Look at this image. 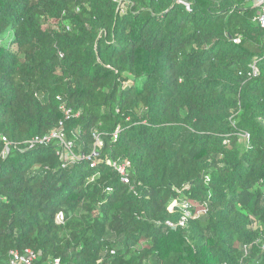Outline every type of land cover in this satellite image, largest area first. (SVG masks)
<instances>
[{
    "label": "trees",
    "instance_id": "1",
    "mask_svg": "<svg viewBox=\"0 0 264 264\" xmlns=\"http://www.w3.org/2000/svg\"><path fill=\"white\" fill-rule=\"evenodd\" d=\"M253 1L0 0V264H264ZM60 122L95 167L25 143Z\"/></svg>",
    "mask_w": 264,
    "mask_h": 264
},
{
    "label": "built area",
    "instance_id": "2",
    "mask_svg": "<svg viewBox=\"0 0 264 264\" xmlns=\"http://www.w3.org/2000/svg\"><path fill=\"white\" fill-rule=\"evenodd\" d=\"M253 5L258 8L257 15L255 17V20L260 28H264V0H254ZM235 43H238L239 40H234ZM62 111L64 114V120L70 119L73 114L71 110L65 109L62 107ZM116 133H114L113 137L116 139ZM95 138V146H98L100 148L102 146L101 141H99L98 136L94 135ZM0 141L3 144L2 152L1 154L3 156L8 155L9 149L11 147V143L6 139V137L0 135ZM52 141H57L58 145L62 147L61 151H58L57 154L61 157L62 160L71 161V160H81V159H88L91 160L90 167L93 168L97 164V157L98 152L97 148L92 150V153L90 156L85 157L84 155L75 156L72 153V146L73 142L66 140L65 133L62 130V122L59 123V128L57 130H53L45 135L42 136H35L31 140L25 142L28 147L34 146V145H47ZM114 170L117 171L120 177V182L123 184H129L130 179L127 173V167L129 166L128 161L124 162H110L108 163ZM175 208H180L181 211L184 213L185 216H189V209L190 205L188 202L183 201L179 203L178 201L174 200L169 205V210L172 211ZM63 219L62 214L59 213L56 216V220L58 222H61ZM113 253V252H112ZM42 252L41 251H34L32 249H25L23 251L18 250H12L8 253V260L6 264H46V263H40L42 260ZM47 264H60L58 259H54L52 261H49ZM147 264V263H144Z\"/></svg>",
    "mask_w": 264,
    "mask_h": 264
}]
</instances>
